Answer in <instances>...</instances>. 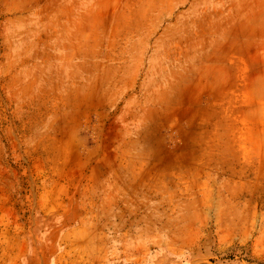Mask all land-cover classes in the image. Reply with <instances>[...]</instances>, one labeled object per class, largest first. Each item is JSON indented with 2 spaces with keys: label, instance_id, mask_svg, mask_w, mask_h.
Here are the masks:
<instances>
[{
  "label": "rangeland",
  "instance_id": "1",
  "mask_svg": "<svg viewBox=\"0 0 264 264\" xmlns=\"http://www.w3.org/2000/svg\"><path fill=\"white\" fill-rule=\"evenodd\" d=\"M0 264H264V0H0Z\"/></svg>",
  "mask_w": 264,
  "mask_h": 264
},
{
  "label": "crops",
  "instance_id": "2",
  "mask_svg": "<svg viewBox=\"0 0 264 264\" xmlns=\"http://www.w3.org/2000/svg\"><path fill=\"white\" fill-rule=\"evenodd\" d=\"M145 61H151V60H150V58H149L148 60L146 59Z\"/></svg>",
  "mask_w": 264,
  "mask_h": 264
}]
</instances>
